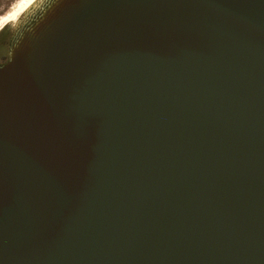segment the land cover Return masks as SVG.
<instances>
[{"label":"water","instance_id":"obj_1","mask_svg":"<svg viewBox=\"0 0 264 264\" xmlns=\"http://www.w3.org/2000/svg\"><path fill=\"white\" fill-rule=\"evenodd\" d=\"M33 8L0 62V264H264V0Z\"/></svg>","mask_w":264,"mask_h":264},{"label":"rangeland","instance_id":"obj_2","mask_svg":"<svg viewBox=\"0 0 264 264\" xmlns=\"http://www.w3.org/2000/svg\"><path fill=\"white\" fill-rule=\"evenodd\" d=\"M41 2V0L38 2V4ZM14 3V0H0V16H4L6 13L9 12V10L11 9L12 5ZM38 4H36V6L33 8L35 9ZM32 12V10L28 11L27 14H25L27 17L29 16V14ZM27 17H25V20L27 19ZM22 18H24V15L22 16ZM20 21V20H19ZM18 23V22H17ZM16 27V23H12L11 25H9L7 28H5L0 35L6 31V29L9 28V32L8 34L5 36H0V60L1 59H7L8 58V52H9V41L13 35L14 32V28ZM3 62V60H1Z\"/></svg>","mask_w":264,"mask_h":264},{"label":"snow or ice","instance_id":"obj_3","mask_svg":"<svg viewBox=\"0 0 264 264\" xmlns=\"http://www.w3.org/2000/svg\"><path fill=\"white\" fill-rule=\"evenodd\" d=\"M31 3L32 0H19V4L16 6L17 11L14 14L0 18V27H3L9 20H15Z\"/></svg>","mask_w":264,"mask_h":264},{"label":"bare ground","instance_id":"obj_4","mask_svg":"<svg viewBox=\"0 0 264 264\" xmlns=\"http://www.w3.org/2000/svg\"><path fill=\"white\" fill-rule=\"evenodd\" d=\"M40 0H32V3L18 16V19L12 20L8 23H6L5 25H3V27H0V33L7 28L9 25H11L12 23H17L19 22L20 19H22V16L27 14L28 11H30Z\"/></svg>","mask_w":264,"mask_h":264},{"label":"clouds","instance_id":"obj_5","mask_svg":"<svg viewBox=\"0 0 264 264\" xmlns=\"http://www.w3.org/2000/svg\"><path fill=\"white\" fill-rule=\"evenodd\" d=\"M19 4V0H14V3H13V5H12V7H11V9L9 10V12L8 13H6L4 16H0V18H3V17H6V16H8L9 14H14L16 11H17V5ZM16 19H18V17L16 18ZM10 21H12V20H9V22Z\"/></svg>","mask_w":264,"mask_h":264},{"label":"flooded vegetation","instance_id":"obj_6","mask_svg":"<svg viewBox=\"0 0 264 264\" xmlns=\"http://www.w3.org/2000/svg\"><path fill=\"white\" fill-rule=\"evenodd\" d=\"M8 32H9V28L6 29V31H4L0 36H4V35L6 36L8 34ZM0 39H1V37H0ZM1 60H3V62H4L7 59H1ZM1 60H0V62H2Z\"/></svg>","mask_w":264,"mask_h":264}]
</instances>
